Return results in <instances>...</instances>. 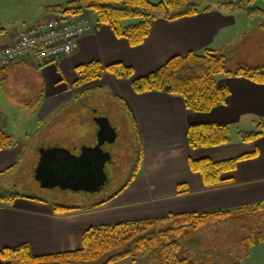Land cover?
Wrapping results in <instances>:
<instances>
[{
	"label": "crops",
	"instance_id": "crops-1",
	"mask_svg": "<svg viewBox=\"0 0 264 264\" xmlns=\"http://www.w3.org/2000/svg\"><path fill=\"white\" fill-rule=\"evenodd\" d=\"M43 12L44 7L36 8L35 14L24 13L0 22L5 30L0 46L12 44L28 27L50 16ZM4 23L8 28L2 27ZM95 26L91 35L80 40L78 50L60 61L41 64L24 60L0 70V131L13 138L11 147L0 150V174L10 170L5 180L8 186H14L15 171L29 154V139L38 136L50 122L62 123L59 115L77 106L84 92L96 89L122 100L131 110L141 136L139 170L121 193L95 209L58 215L47 200L28 195H19L12 204L0 206V251L27 245L35 256L71 252L81 248L82 234L91 227L168 214L234 210L264 200V135L250 143L231 140L226 145L202 149H190L186 138L187 128L193 124L225 125L234 137L238 132H250L255 122L264 119V84L220 75L217 84L226 87L229 96L224 105L208 113L189 111L181 98L165 93L136 94L130 81L107 73L99 80L74 86L76 68L91 62L103 66L121 63L138 78L177 55L200 54L205 49L225 52L237 26L234 15L213 9L174 21L156 19L137 47L117 38L109 27ZM79 121V126L86 123L80 116ZM253 152L256 157L238 162L234 171L222 175L225 182L216 187L206 188L200 175L189 169L190 159L219 162ZM180 185L186 186V193H177ZM253 223L250 231L235 221L221 222L214 232L216 260L212 263L218 264L222 255V264H264V241L248 249L240 245L251 233L257 239L264 231V215L256 214ZM235 230L248 235L232 242L230 235Z\"/></svg>",
	"mask_w": 264,
	"mask_h": 264
},
{
	"label": "trees",
	"instance_id": "trees-1",
	"mask_svg": "<svg viewBox=\"0 0 264 264\" xmlns=\"http://www.w3.org/2000/svg\"><path fill=\"white\" fill-rule=\"evenodd\" d=\"M255 1L162 0L153 5L147 0H71L64 5L47 7L45 12L58 16L93 17L97 26L109 27L117 38L125 39L131 47H137L148 36L153 20L174 21L213 9L231 13L238 9H248ZM4 33L5 30L0 27V36ZM226 66L227 58L223 53L210 49L203 50L202 54L189 52L174 56L154 72L138 78L134 77L130 67L121 63L103 66L99 62H91L76 68L78 79L74 86L81 87L99 80L107 73L117 79L130 81L131 89L136 94L165 93L181 98L189 111L208 113L224 105L229 96V90L217 84V76L238 77L255 84H264V67L238 66L234 70H228ZM115 101L123 109L126 121L129 122L132 133L136 137L137 161L131 177L116 193L98 203L83 200L81 206H69L66 204L67 199H59L55 196L46 203L53 207L56 214H69L76 210L95 209L102 206L121 193L138 172L142 152L140 132L127 104L120 99ZM263 135L264 119H261L256 122L253 131L238 132L237 138L242 143H250ZM186 138L190 149L219 147L229 144L232 140L229 127L217 124L189 125ZM12 144V136L0 131V150L9 148ZM65 144L66 142L62 140L57 143L61 146ZM254 157L256 152L219 162L210 159H190L189 169L200 175L206 188L216 187L225 182L222 175L234 171L238 162ZM9 171L0 174V206L12 204L19 197V195L7 193L11 186L7 185L5 175ZM186 192L185 185L177 187L178 194ZM256 214L264 215V200L234 210L168 214L151 220L126 221L91 227L82 234L79 250L35 256L27 245H21L1 250L0 264H116L138 256L147 257L148 261L156 260L159 264H198L191 262L187 257L184 259L178 257L183 243L193 242L197 232L202 228L228 219L240 221L243 229L251 231ZM262 241H264L263 230L260 231L257 239L251 233L240 241V245L248 249L256 242Z\"/></svg>",
	"mask_w": 264,
	"mask_h": 264
},
{
	"label": "rangeland",
	"instance_id": "rangeland-1",
	"mask_svg": "<svg viewBox=\"0 0 264 264\" xmlns=\"http://www.w3.org/2000/svg\"><path fill=\"white\" fill-rule=\"evenodd\" d=\"M69 1L71 0H0V22L3 23V21L14 18L15 16L18 17L24 13L30 14L36 12V8L42 7H44V12L42 13L44 15L47 14L45 12L47 7L64 5ZM147 1L156 5L162 0ZM231 13L234 15L237 22L236 29L232 31L231 35L233 39L231 40L230 47L225 52L217 51L218 53H223L225 58H227V69L234 70L238 66L264 67V0H256L248 7V9H238ZM87 17L96 24L93 17ZM2 27L8 28L5 23ZM219 76H217V78ZM80 98L78 97L80 102L77 106L72 109L68 108V110L65 111V114L62 113L59 115V118L63 119L62 123L57 122L55 124L54 122H50L41 129L38 136L29 139V154L28 156H24L21 166L16 169V178L13 182L14 186L10 187L7 190V193L22 196L28 195L47 201H51L53 197L57 196L59 199H67L68 202H66V204L69 206H81L84 197H81L80 194L41 189L34 179V172L39 160V151L41 149L50 148V146L56 141H65L66 148L70 151L74 150L75 152H78L82 146H93L95 143L94 132L96 126L93 120L90 121L88 119V117H92L91 111L93 109H96L98 113L102 115L112 116L114 114L111 118L112 122H114L113 124H116L117 122V118H115L116 113L121 114L123 124L119 130L123 133L120 132V136H118L113 146H106L107 150L112 152L113 163L117 164L107 165L106 172L110 178L112 190L114 187L116 188L117 186H120L121 183L129 178L137 161V155L135 153L137 152L138 147L131 126L129 122L126 121L125 113L119 109V105H116L115 99H113L114 97L102 89L84 92ZM79 116L86 120V123L81 124L80 126ZM255 124L256 122L251 131L255 129ZM90 129L91 131L85 136V131ZM232 135L233 132H231V138L233 141L238 140L237 137ZM30 151H34V154L32 155ZM225 221H229V219ZM235 222L242 225L240 221ZM220 223L221 222H214L210 224L208 227H205V229H202L197 233L193 242L183 243L180 252L178 253V257L180 259L187 257L191 262H196L198 264H215L212 263L214 262V259L216 260L213 255V237L214 232L219 230L218 225ZM232 226L236 225L232 223ZM222 228L228 227L221 226L220 229ZM247 235L248 233L245 231L235 230L230 235V239L234 242L236 239ZM222 259L223 256L221 255L219 259H217L218 264H222ZM120 264L159 263L156 260L148 261L147 257L138 256L133 259H126Z\"/></svg>",
	"mask_w": 264,
	"mask_h": 264
},
{
	"label": "water",
	"instance_id": "water-1",
	"mask_svg": "<svg viewBox=\"0 0 264 264\" xmlns=\"http://www.w3.org/2000/svg\"><path fill=\"white\" fill-rule=\"evenodd\" d=\"M93 122L95 145L82 146L78 153L61 145L39 151L34 179L41 189L85 194L103 189L108 181L104 169L111 162L103 146L115 142L116 131L106 117H95Z\"/></svg>",
	"mask_w": 264,
	"mask_h": 264
},
{
	"label": "built area",
	"instance_id": "built-area-1",
	"mask_svg": "<svg viewBox=\"0 0 264 264\" xmlns=\"http://www.w3.org/2000/svg\"><path fill=\"white\" fill-rule=\"evenodd\" d=\"M95 28L85 15L47 16L28 27L12 44L0 46V70L24 60L41 64L60 61L76 52L80 40Z\"/></svg>",
	"mask_w": 264,
	"mask_h": 264
},
{
	"label": "flooded vegetation",
	"instance_id": "flooded-vegetation-1",
	"mask_svg": "<svg viewBox=\"0 0 264 264\" xmlns=\"http://www.w3.org/2000/svg\"><path fill=\"white\" fill-rule=\"evenodd\" d=\"M107 103H108V101H107ZM120 109V108H119ZM121 110V109H120ZM123 111V110H122ZM91 113H92V117H88V119L90 120V121H92L95 117H106V118H108V120H109V122H110V124L112 125V127H114V129H115V131H116V139L118 138V136H120V132L121 133H123L122 131H120L119 129L121 128V126H122V124H123V118H122V116H121V114H117L116 113V115H115V118H117V122H116V124H113L114 122H112V116L114 115H112V116H110V115H102V114H99L98 113V111L96 110V109H93L92 111H91ZM125 129V128H124ZM88 134V133H87ZM89 135H90V133H89ZM116 141V140H115ZM115 144V142L112 144V145H108V144H105L104 146H103V150L105 151V152H108V153H110L111 154V162L110 163H108L107 165H113V164H117V163H113V159H112V152L110 151V150H107V148H106V146L108 145V146H113ZM93 145H95V143L93 144ZM116 147V146H115ZM78 153V152H77ZM76 153V154H77ZM136 155H137V152L135 153ZM136 160H137V157H136ZM106 165V166H107ZM106 166H105V169H104V171H105V174H106V176H107V179H108V181L106 182V184H105V186L103 187V189L99 192V193H95V194H85V193H77V194H80V196L81 197H84V200L85 201H92V203H98V202H101V201H103V200H105V199H107V198H109L111 195H113L114 193H116V191L121 187V186H123L125 183H126V181L131 177V175H132V173H133V170H134V168L132 169V172H131V175L129 176V178L126 180V181H124L123 183H121V185L120 186H117L116 188L114 187V189L112 190V188H111V182H110V178H109V176H108V173L106 172ZM56 191H59V190H56ZM61 192V191H60Z\"/></svg>",
	"mask_w": 264,
	"mask_h": 264
}]
</instances>
